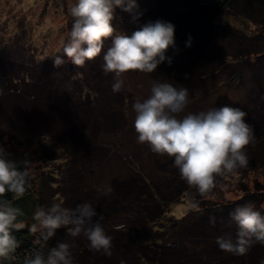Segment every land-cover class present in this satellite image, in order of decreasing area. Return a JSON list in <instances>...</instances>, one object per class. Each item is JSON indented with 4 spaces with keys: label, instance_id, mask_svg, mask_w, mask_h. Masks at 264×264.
<instances>
[{
    "label": "trees",
    "instance_id": "16d2710c",
    "mask_svg": "<svg viewBox=\"0 0 264 264\" xmlns=\"http://www.w3.org/2000/svg\"><path fill=\"white\" fill-rule=\"evenodd\" d=\"M242 1L247 0L214 3L163 0L140 19L139 28L158 20L172 23L175 26V48L168 49L166 55H169L221 27L217 23L219 15L240 8ZM247 4L246 8L237 9L240 10L239 14L244 13L258 22L264 31V1L248 0ZM263 52L257 55L259 59H248L247 63L264 64ZM250 57L248 55L247 58ZM14 66H11V70L0 64V143L2 137L6 136L10 146L4 149L20 165L21 171L24 170L22 162L34 157L33 153H28L30 149L34 145L40 149L39 146L47 144L50 146L46 150L47 154H52L55 159H65L71 176H68L67 182L64 180L66 187L62 188L63 196L57 200L39 195L38 189L44 183L35 180L32 175L31 188L22 196L15 197V194L8 192L0 200H7L19 207L25 214L19 219L27 225L34 223L32 216L38 208L47 209L55 202L69 209L81 203H90L97 212L93 223L98 222L100 216L104 217L101 225L111 237L112 254L107 256L102 252L90 251L89 241L83 233L73 238L67 235L66 228H60L53 238L45 242L26 227L13 232L18 247L11 258H0V264H25L26 257L38 251L46 256L58 242L70 245L73 264H264V244L254 242L246 255L236 256L222 251L216 243L217 237L234 239L237 232L232 228L229 218L224 216L222 219L221 215L226 212L229 214L234 208L248 203L260 209L263 199H258V194L245 192L234 202H216L212 200L214 197L210 198L222 189V177L216 178V187L210 194L202 196L180 178L172 158L148 151L151 167H145L140 161L122 155L123 148H128L134 141L132 137L129 138L134 124L130 118L128 120L127 108L129 103L136 102L137 96L132 95L130 88L124 85L119 93H114L112 74L97 70L93 64L82 68L74 66L72 68L77 75L72 76V80L79 95L71 101V95L63 92L66 95L60 99L53 95L56 94L54 89L43 85L48 83L21 82L22 77L17 76L21 75L24 67ZM62 67H54L52 59V63L44 66L43 74L50 77L54 74L53 70L60 73ZM242 67L244 63L238 66V71ZM85 71L88 77L101 80L106 90L103 95L107 105L98 116L92 108L96 101L81 88L80 78L85 75ZM241 75L235 78L233 88L241 80ZM252 80V86L244 91V98L233 103L246 113L245 122L252 127L255 137L245 149L248 167L238 169L235 173L241 176L248 171L264 169V74H254ZM86 81L89 90L96 87L100 89V82L99 86L91 87L88 78ZM218 87L214 89L216 92H220ZM113 100H116L115 103ZM212 106L211 109L221 108L224 103L215 102ZM196 107L207 111L206 105ZM14 123L18 124V128L13 126ZM16 131L25 134V138L16 139ZM37 153L39 159L44 161L40 150ZM114 163H120L123 170L109 178L112 174L108 173ZM154 165L155 170L152 167ZM106 178L110 179L108 183H105ZM105 187L112 189L109 195L98 191ZM43 189L49 190L48 184ZM187 193L197 195L191 196L194 210L180 219L173 214L169 216L172 207ZM55 196L60 197V194ZM213 217L214 224L211 222Z\"/></svg>",
    "mask_w": 264,
    "mask_h": 264
},
{
    "label": "clouds",
    "instance_id": "9594fccd",
    "mask_svg": "<svg viewBox=\"0 0 264 264\" xmlns=\"http://www.w3.org/2000/svg\"><path fill=\"white\" fill-rule=\"evenodd\" d=\"M118 7L133 13L138 5L136 0H75L69 3L68 12L73 23L63 43V55L53 58L54 67L63 66L66 57L67 62L81 68L103 52L102 69L105 74H112V90L119 93L124 86L125 73H152L166 60L171 64L166 53L170 47L175 48V26L158 20L143 25L130 36L117 33L112 21ZM138 18V15L133 16L134 21ZM108 38H113L112 44L104 52ZM188 97L186 87L154 82L151 94L132 105L134 129L137 143L146 144L154 154L172 158L180 178L203 196L216 187L217 177L235 175L238 169L248 167L245 149L255 137L252 127L245 122L246 113L239 108L224 106L178 118L188 104ZM10 156L0 146V197L8 192L19 197L31 188L32 163L23 161L24 170L21 171L20 165ZM98 191L109 195L112 189L105 187ZM24 215L19 207L0 200V258H11L18 247L13 232L26 227L45 242L60 228H66L67 235L73 238L83 233L90 251L112 254L111 237L101 225L104 217L100 216L99 221L93 223L97 212L90 203H81L74 209L65 208L61 203H53L47 209L38 208L33 213L31 225L19 219ZM231 219L238 230L234 239L217 237L216 243L222 251L244 256L254 242L264 244V214L251 203L234 208ZM211 222L215 223L214 217ZM25 264H73L70 245L58 242L46 256L38 251L26 257Z\"/></svg>",
    "mask_w": 264,
    "mask_h": 264
},
{
    "label": "rangeland",
    "instance_id": "374dc122",
    "mask_svg": "<svg viewBox=\"0 0 264 264\" xmlns=\"http://www.w3.org/2000/svg\"><path fill=\"white\" fill-rule=\"evenodd\" d=\"M161 1L163 0H136L138 8L133 13L123 11L119 7L116 8L112 21L114 29H116L117 33L123 32L130 36L134 31L140 29V19ZM199 1L201 3H214L228 0ZM74 2L75 0H0V64L9 67L8 69L14 65L24 67V71L21 72V75L22 73L24 75L21 76L19 74L17 76L18 78L22 77L21 82L50 83L51 85H43L54 89L56 94L53 95L56 98L62 99L68 92L71 95V101L76 100L79 95L72 80V76L77 75L72 68L75 65L70 64L72 63L70 61L67 62L65 57L66 63L62 67L63 69L59 70L61 74L53 70L54 74L47 77L43 74V71L44 66L52 63V59L56 55H63V43L66 41L67 33L71 30L73 23V18L68 12V6L69 3ZM247 2L248 0L242 1L240 8H246L245 4ZM237 9L234 8L231 9L232 12L229 10L219 15L217 23L221 27L215 28L207 37L192 43L191 46H186L182 50L180 49L175 53L166 55L171 59V64L166 60L159 64L155 72L152 73L139 71L125 73V88H130L132 95L137 96L136 100L143 101L151 94L154 82L172 83L177 88L186 87L189 90L188 104L178 118H182L187 114H198V111L203 110L196 106L206 105L207 111L211 110L213 107L212 103L215 102H222L224 106L231 105V107L237 108V105L234 106L233 103L244 98V95H246L244 91L253 84L252 76L257 73L264 74V64L253 63L250 65L247 63L248 59L252 61L259 59L257 55L264 51V31L262 26L244 13L239 14L240 10ZM134 15L139 17L135 21L133 19ZM112 39L108 38L105 40L104 52L111 46ZM248 55L251 57L247 58ZM241 62L244 63V67L238 71V66L242 64ZM92 64L97 70H103V52L94 60L87 61L84 66L90 67ZM15 72L16 70L13 74ZM26 73H30V75H25ZM239 74H242L241 80L233 88L235 78ZM85 75L80 78L81 88L85 94L89 93L90 98L96 101L92 108L93 112H96L98 116L105 110L107 105L103 95L106 90L102 82H100L101 80H94L88 77L87 71H85ZM77 78L79 77L77 76ZM87 78L91 87L99 86L100 82V89L96 87L94 90H89ZM217 87L220 88V92L214 90ZM54 96L51 97L55 99ZM126 97L129 98L128 95ZM115 101L113 100L114 103ZM129 104L127 116L128 120L130 118V121L132 120L134 124L135 113L132 109L134 103ZM13 126L18 128L17 123H14ZM132 130L133 132L129 135V138L132 137L134 140L133 144L128 148H123L121 151L122 155L125 158L130 156L134 160L140 161L145 167H148V165L151 167V157L149 158L147 153L150 151L149 147L146 144L137 143V133L134 128ZM14 135L18 140L25 138V134L17 133V131ZM2 139L0 146L9 149L8 146L10 144L6 142V136H3ZM45 145L39 146L40 149H38L37 145H34L29 152V149H27L29 154H34L32 160H28L32 163L30 165L31 175L35 180L44 183L41 184L42 188L38 189L39 195L44 196L43 198L49 197L57 200L63 196L62 188L66 187L64 186L65 182L69 179L68 176H71L68 173L69 170L67 171L69 165L61 157L55 159L52 154L49 156L50 153L47 154L46 150L50 146ZM38 150H40L44 161H41L37 156ZM152 167L154 170L156 169V165ZM122 170L123 166L120 163H114L113 168L110 167V173L108 174L112 175L109 178ZM99 176L101 177L100 174ZM103 177L105 178V176ZM109 180L106 178L105 183H108ZM222 181V189L217 191L216 195L210 199L214 197L213 201L231 203L238 200L245 192L255 193L258 194V199H263L260 209L257 208L256 210H262L261 212L264 214V169L248 171L242 176L238 174L227 175L222 177ZM47 184L49 190L43 189L47 187ZM55 194H60V197H53ZM191 196L197 195L187 193L180 202L172 207L169 216L173 214L180 219L194 210V199H191ZM231 213L232 210L229 211L230 215L226 212L221 217L222 219L224 216L229 218L232 228L238 230L236 223L231 219Z\"/></svg>",
    "mask_w": 264,
    "mask_h": 264
}]
</instances>
